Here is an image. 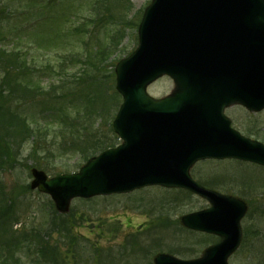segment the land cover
I'll use <instances>...</instances> for the list:
<instances>
[{"label": "water", "instance_id": "water-1", "mask_svg": "<svg viewBox=\"0 0 264 264\" xmlns=\"http://www.w3.org/2000/svg\"><path fill=\"white\" fill-rule=\"evenodd\" d=\"M140 46L117 66L124 102L113 128L124 139L77 174L48 179L34 171L33 187L66 210L73 196L130 191L148 184L181 186L212 207L184 223L225 239L195 261L167 255L157 264H227L239 244L243 202L208 190L189 175L206 157H238L264 164V145L244 138L221 114L223 105L264 107V0H153L139 28ZM171 75L177 90L156 100L147 85Z\"/></svg>", "mask_w": 264, "mask_h": 264}, {"label": "rangeland", "instance_id": "rangeland-1", "mask_svg": "<svg viewBox=\"0 0 264 264\" xmlns=\"http://www.w3.org/2000/svg\"><path fill=\"white\" fill-rule=\"evenodd\" d=\"M73 1L58 0L59 4L53 9L40 5L43 12L45 11L46 14L50 12V15L53 16V25L45 23L41 28L33 20L39 6L31 5L29 0H2L0 2V5L8 8L9 12L8 17L5 14L3 18H0V46L8 50L13 48L27 49L29 53L28 62L32 64L28 71L25 72L23 70L20 76L21 82H24L28 77L37 80V76H35L37 74L43 80L41 82L38 81L37 85L41 84L48 87L53 82V79L48 76V73L44 74L46 72L44 68H48V63H51L62 74L63 70H61L60 64L63 56L68 52L69 55L77 54V60L71 61V72L79 73L82 71L85 44L82 42L81 34H76L71 39V44L67 47H62L63 45L58 42L57 34L54 37L55 30L60 29L59 24L63 18L61 13H63L64 7ZM126 1H128L130 6L126 10L127 17L126 13L122 14L124 10L115 6L112 10L103 12V14L106 13L103 23L98 30L97 28L94 30L100 37L103 36L104 44H111L112 58L115 57L112 61H110L111 58L107 59L110 62L105 66L106 70L98 73L94 78L89 77V71L94 68V64L91 61L89 64L90 70L88 69L87 74H82V79H78L71 86L55 88L41 95L39 93L35 96L36 98L31 97L30 91L26 87L25 90L19 86L14 89L10 87L12 90V101L10 100L8 104L12 108L14 106L22 111L21 114L18 112L21 119L26 118L29 121H33L35 118L38 123L49 124L53 127V130L54 128H67V125L60 122L57 115L53 114L54 116L45 117L48 111L51 113L54 108H59V103L63 106V102L67 99L64 102L68 101L69 103L66 113L73 114L82 108L81 104L84 102L88 104L86 98L80 97L81 92L85 90L88 92L87 84L93 82L92 86H94L99 79L102 83L104 82V88L102 91L100 90L99 99L106 106L110 102L116 104V97L113 96L115 86L114 73L113 75L110 73L114 72L113 63H116L118 58L135 50L139 42L137 32L139 21L137 22V16L142 15V9L151 2V0ZM89 2L90 0H75L71 4L70 9L80 12L79 17L71 15V23H74L73 25L86 19L87 16L84 15H88V7H86V10L83 8ZM125 18H130L134 21L128 24L125 23ZM111 21L114 22L112 23ZM89 26L88 22L85 25L86 30L91 28ZM120 27H123L122 30H120ZM114 30L121 31V34L119 33L116 37V41L119 43L118 46L113 33H111ZM94 44L95 42L92 40L90 47L92 48ZM78 57H80V60H78ZM35 67H37V70L34 69ZM93 72L95 73L96 70ZM55 74L57 75L58 73L56 72ZM173 88V82L169 78L163 77L150 85L148 92L152 96L160 98L169 94ZM119 100L122 101V97ZM99 103L100 101L94 105L98 108ZM116 109L115 107V111ZM241 109L238 105H235L227 110L228 116L232 119L233 127L249 138L264 142V110L254 114ZM60 110L63 109L60 108ZM110 111L111 108H108L105 113H110ZM110 118L111 116L105 115V119L100 123L101 128H105V131L108 129L107 123ZM93 120V126L97 125L99 115ZM253 121L258 123L259 131L254 127ZM0 129V132L4 134V128L1 127ZM47 133H43L42 142H37L36 147L26 140L20 143L19 147H15V154L17 153L15 157L18 162L12 167L0 165V195H2L0 197V213L3 210L9 211V216L12 220L9 225L3 223V219L0 217V249L5 247L4 243L7 240L9 243L15 242L13 249L22 253L21 250H17L16 241L18 239L19 242L25 240L26 236L30 240L38 239L37 235L41 240V237L46 238L48 236L49 232H46L50 229L53 230V240L61 237L56 224H46L47 218L50 217L48 211L56 208L51 197L38 189H32L31 191L30 188H26V185L29 184L30 186V182L33 180L30 168L33 160L27 157V153H30V150H33L32 157L39 155L40 162L48 163L49 170L53 172L63 171L67 164H69V168L75 169V164L78 163L73 160L74 156L70 152L71 146H67L65 149L61 147L63 144L61 134H57V136L49 134L45 137ZM6 137L9 139L8 136ZM118 143L121 142L119 141ZM220 174L228 177L227 180L219 181L218 183V190L223 192V194H226V191L233 192V196L244 199L247 204L250 199L264 203V168L262 166L246 162L240 163L229 159L222 161L207 159L197 162L190 169V175L197 181L203 179L209 182L210 178L213 180L214 176ZM210 205L211 202L206 198L190 192H184L179 188H167L160 185L146 186L123 194L99 195L89 199H73L70 203L69 213H72L71 216L74 215L73 218L75 219L72 220V225H74L73 233L79 243L76 252L73 253L71 251L72 248L68 247L69 242L63 241L62 251L64 256H66L65 264H93V261H91L92 256L85 255V245L89 246L91 244L94 247L101 248L103 251L112 249V251L117 253L124 248L137 250L138 247L140 248V244L141 247L149 245L151 239L155 238L154 235H158L165 230L173 231V235H168L166 239L163 238L162 244L155 245L152 247L153 250L163 249V252L175 250L174 254L185 259L199 257L208 246L219 242L221 237L203 232H188L183 229L184 227H180V221L184 215L193 211L207 209ZM254 208V205L249 206L240 220L241 240L238 248L229 254L227 258L229 264H264V215L260 218L253 217ZM71 216L69 217L70 219H72ZM160 218H166L170 223H167L163 228L157 229L155 227L160 225L158 224ZM144 225H147V228H142ZM246 229L249 230L248 232L252 231L253 236L250 233L247 235L245 233ZM38 232H41V234ZM135 235L136 238H133ZM157 239L158 241L153 243H159L160 239ZM181 239L185 241H200V244L193 245L197 249L192 256L188 255L192 250L186 251L183 248L190 246H184L183 243H180ZM133 240L137 244L133 243ZM253 241L255 246L251 243ZM172 245L173 247H171ZM152 254L154 255V253ZM29 255L30 253L27 249L23 250L25 261L29 260ZM151 259L152 255H149L144 259H135L130 264H151Z\"/></svg>", "mask_w": 264, "mask_h": 264}, {"label": "trees", "instance_id": "trees-1", "mask_svg": "<svg viewBox=\"0 0 264 264\" xmlns=\"http://www.w3.org/2000/svg\"><path fill=\"white\" fill-rule=\"evenodd\" d=\"M117 1L121 3L123 7H127L126 4L123 2V0L121 1L117 0ZM97 48L100 49L101 47L98 45ZM97 51L94 57L98 60L99 53ZM107 56H110V55H107ZM10 58H13L11 61H13L16 67L20 68L22 64L24 63V59H22L20 55L13 54L11 55ZM102 69H103V64L96 65L95 69H93V71L96 70V72L94 73L92 70H90L89 74L90 72L91 74L90 75L88 74V76L94 78L98 73L102 72L101 71ZM22 72L23 71L21 72L11 71L8 74V78L4 80L3 84L0 86V128L1 127L4 128V134L0 132V165H5V166L8 165L9 167H12L16 162H18V159H16L15 157V155L17 154V153L15 154V151H14L16 150L15 147H19V144L23 143V141L25 140L27 141L30 136L35 137L34 147H36L37 142H42V136L44 133L42 132L43 126H39L35 118H34L35 120L33 119V121H29L26 118L21 119L18 112L21 114L22 111L14 106L12 108V106L8 104L10 100L12 101V95H11L12 90L11 89H14L15 87L17 88V86H19L23 90H25L26 88L29 89L30 94L31 93L35 94V90H36L34 89L35 87L41 89L40 85H37L38 81L41 82L39 79L34 80L33 78L28 77L24 82H21L20 76L22 75ZM77 78H80V76H74L73 78V74H70V77L68 76V79H65V80L63 79L60 85L63 86V84L71 83L69 85L71 86L72 83H76L74 81ZM92 83L93 82L87 84L88 92L85 90L84 92H81L80 94V97L86 98L88 100L89 106L85 107L87 108L86 112L83 111V115L87 121L84 124H82V129L89 131V134L85 136L84 139L78 138L81 142H76V143L73 142L68 145V146H72L73 151L76 150L78 153H80L83 161H86L90 156L97 154L101 150L108 148L109 146H113V143L116 139L115 136L109 133H106V134L102 133L100 131L101 129L95 128L92 124V121L96 117L97 114L103 115L108 109V106L102 103V101L99 99L100 90L102 91L104 88V82L102 83V81H100L99 79L96 81L94 86H92ZM59 87L60 86L53 85L51 86V90L55 88H59ZM46 92H48V90L42 91V94ZM99 101L100 103L98 104V106H100V110L99 112H97V109L95 108L94 104H97ZM59 105L61 104L59 103ZM67 108H68V105H65L64 116L66 118L69 116V114L66 113ZM6 136H8L9 139ZM34 160L38 166L43 167V164L40 162L41 160H39V155L34 157ZM80 163H78V165H80ZM65 167L66 169H68V166H65ZM6 211L3 210L0 213V217L6 218L7 216H9L10 213ZM59 226L61 227V230L66 231L69 226V221L64 220L60 222ZM37 251L38 253L40 251L44 257L46 255H49V257L46 259V262H51L52 259H55L57 257L58 255L57 253L58 251H60V249L57 246L51 248L45 244L41 247V249H37ZM59 256L62 257L61 253H59ZM19 261H20L19 257L16 258L13 255L12 251L8 252L5 256L0 254V264H22L21 262L19 263Z\"/></svg>", "mask_w": 264, "mask_h": 264}]
</instances>
